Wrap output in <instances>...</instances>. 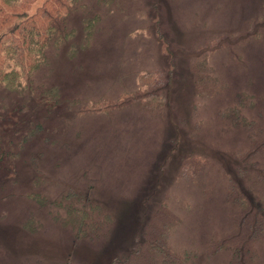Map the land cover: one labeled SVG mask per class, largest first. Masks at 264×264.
<instances>
[{"label":"rangeland","instance_id":"obj_1","mask_svg":"<svg viewBox=\"0 0 264 264\" xmlns=\"http://www.w3.org/2000/svg\"><path fill=\"white\" fill-rule=\"evenodd\" d=\"M95 9L89 48L73 58L66 46L51 49L36 71L34 84L52 94L26 114L42 125L29 123L31 137L22 147L14 140L16 157L0 164V264H119L161 207L176 220L166 241L173 264H229V249L210 245L232 230L228 188L236 182L249 195L247 161L264 171V40L245 36L264 0H118ZM202 58L217 85L198 96L190 67ZM153 71H170L161 118L118 103ZM67 191L88 194L111 225L76 239L57 203ZM253 250L252 264H264V243Z\"/></svg>","mask_w":264,"mask_h":264},{"label":"trees","instance_id":"obj_2","mask_svg":"<svg viewBox=\"0 0 264 264\" xmlns=\"http://www.w3.org/2000/svg\"><path fill=\"white\" fill-rule=\"evenodd\" d=\"M35 1L0 0V164L3 158L16 157L12 151L14 140L18 139V146L22 147L23 142L31 137L34 126H29V123L42 125L26 113L30 111V102V107L44 104L52 94L50 90L34 84L36 71L50 63L48 52L53 49L57 54L58 49L66 46L67 56L73 58L87 50L101 20L96 4L108 9L109 4L118 3V0H95L96 4L90 7L84 0H44L34 8ZM73 19L75 22L72 23ZM156 27L159 29L160 25ZM245 36L246 40H264V11L249 24ZM159 39L164 40L161 33ZM206 64V59L202 58L190 67L198 96L215 92L214 86L217 85ZM169 72L141 73L138 89L124 95L118 103L140 106L153 117L161 118L167 105L164 88L170 78ZM152 87L159 91L150 93ZM241 157L239 154L236 159ZM246 164L253 166L244 182L249 195L236 182L230 183L226 200L235 205L232 230L210 244L213 250L229 249V264H252L254 243H264V195L256 191L264 189V171L255 168L253 162L247 161ZM57 203L63 207L76 239L94 237L102 225H111L110 217L86 193L67 191ZM175 221L162 207L156 209L142 229L139 244L119 264H173L174 256L166 241Z\"/></svg>","mask_w":264,"mask_h":264}]
</instances>
